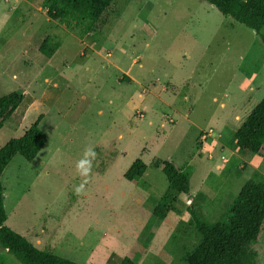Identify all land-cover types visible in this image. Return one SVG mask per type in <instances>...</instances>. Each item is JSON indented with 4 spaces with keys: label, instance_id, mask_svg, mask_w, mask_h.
<instances>
[{
    "label": "rangeland",
    "instance_id": "rangeland-1",
    "mask_svg": "<svg viewBox=\"0 0 264 264\" xmlns=\"http://www.w3.org/2000/svg\"><path fill=\"white\" fill-rule=\"evenodd\" d=\"M43 2L0 0V97L24 94L0 148L40 115L47 138L1 176L5 226L76 264H186L200 240L188 208L225 222L242 186L264 183V158L229 146L264 96V30L205 0H114L94 24L50 20ZM47 37L60 44L49 59L38 51ZM136 159L147 169L130 182ZM156 160L191 166L189 194L164 221L151 214L168 187ZM251 248L264 264V224ZM0 264L20 263L0 246Z\"/></svg>",
    "mask_w": 264,
    "mask_h": 264
},
{
    "label": "trees",
    "instance_id": "trees-1",
    "mask_svg": "<svg viewBox=\"0 0 264 264\" xmlns=\"http://www.w3.org/2000/svg\"><path fill=\"white\" fill-rule=\"evenodd\" d=\"M223 16L259 34L264 30V0H205ZM114 0H44L48 19L74 20L76 24L96 23L109 9ZM264 42V36H262ZM60 44L46 38L38 51L51 58ZM127 80V78H126ZM24 99V94L12 92L0 97V129L3 128ZM42 115L19 138L10 139L0 148V246L20 264H76L70 260L35 248L28 240L7 226L4 210L3 186L1 176L15 156L32 162L46 144L45 133L39 128ZM230 148L241 155H254L264 158V96L251 110L246 119L234 132ZM168 187L158 199L152 216L164 221L172 211L178 195L190 191L189 177L191 166L177 167L171 161L156 160ZM147 166L136 159L123 177L137 182L145 173ZM190 225L194 227L200 240L186 258V264H256L257 253L251 248L259 242L264 224V183L248 180L233 200L225 222L208 223L193 207L188 208ZM119 264H135L125 257Z\"/></svg>",
    "mask_w": 264,
    "mask_h": 264
},
{
    "label": "clouds",
    "instance_id": "clouds-1",
    "mask_svg": "<svg viewBox=\"0 0 264 264\" xmlns=\"http://www.w3.org/2000/svg\"><path fill=\"white\" fill-rule=\"evenodd\" d=\"M95 152L92 149H87L84 153L85 159L81 160L77 164V169L80 172L82 176H87L89 170H90V164L91 161L87 159L88 157L95 158ZM85 165H89V167H85ZM84 190V184H80L78 186H75L74 191L77 195L81 194Z\"/></svg>",
    "mask_w": 264,
    "mask_h": 264
},
{
    "label": "built area",
    "instance_id": "built-area-1",
    "mask_svg": "<svg viewBox=\"0 0 264 264\" xmlns=\"http://www.w3.org/2000/svg\"><path fill=\"white\" fill-rule=\"evenodd\" d=\"M212 134L211 130H208V132H203L200 136L201 140H206L208 137H210V135Z\"/></svg>",
    "mask_w": 264,
    "mask_h": 264
}]
</instances>
